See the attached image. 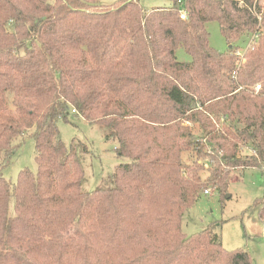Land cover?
<instances>
[{
	"label": "trees",
	"instance_id": "16d2710c",
	"mask_svg": "<svg viewBox=\"0 0 264 264\" xmlns=\"http://www.w3.org/2000/svg\"><path fill=\"white\" fill-rule=\"evenodd\" d=\"M170 1L0 0V264H252L182 224L234 170H264V0ZM210 22L228 51L211 47ZM70 113L129 160L114 187L83 191L58 128ZM33 127L38 170L12 183L2 171ZM255 206L264 220V199Z\"/></svg>",
	"mask_w": 264,
	"mask_h": 264
},
{
	"label": "rangeland",
	"instance_id": "374dc122",
	"mask_svg": "<svg viewBox=\"0 0 264 264\" xmlns=\"http://www.w3.org/2000/svg\"><path fill=\"white\" fill-rule=\"evenodd\" d=\"M119 1L102 0V4L112 5ZM138 1L148 11L172 6L170 0ZM207 30L211 47L219 52L229 50L230 45L222 35L218 22L208 23ZM251 40V36L243 37L234 46L240 47V54L243 55ZM176 58L183 63L192 61L191 56L183 49L178 50ZM260 89V86H256L251 91L259 92ZM192 127L194 131H198L197 126ZM58 128L61 140L81 159L85 170L83 191L93 192L114 187L113 175L116 168L129 162L119 155L117 140L108 137L105 128L92 125L73 113L69 114L67 120L60 119ZM35 131L36 127H33L20 137L10 164L2 171L3 176L12 183H16L22 170L28 169L33 173L38 170L33 138ZM202 175L207 177L209 174L205 171ZM231 180V185L222 197L213 187L201 194L196 204L184 215L183 232L191 236L211 228L220 236L225 249H246L252 264H264V220L260 216L261 206H255L257 200L264 199V170H234Z\"/></svg>",
	"mask_w": 264,
	"mask_h": 264
},
{
	"label": "built area",
	"instance_id": "2783aa9c",
	"mask_svg": "<svg viewBox=\"0 0 264 264\" xmlns=\"http://www.w3.org/2000/svg\"><path fill=\"white\" fill-rule=\"evenodd\" d=\"M181 2H182V0H179V3H181ZM181 18H182L183 20H187V13H186L185 11L182 12V14H181ZM206 193H208V191H206Z\"/></svg>",
	"mask_w": 264,
	"mask_h": 264
}]
</instances>
